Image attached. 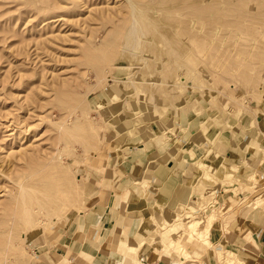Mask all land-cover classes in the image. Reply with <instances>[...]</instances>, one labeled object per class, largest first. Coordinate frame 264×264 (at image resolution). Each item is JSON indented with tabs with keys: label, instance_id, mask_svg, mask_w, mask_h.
<instances>
[{
	"label": "rangeland",
	"instance_id": "374dc122",
	"mask_svg": "<svg viewBox=\"0 0 264 264\" xmlns=\"http://www.w3.org/2000/svg\"><path fill=\"white\" fill-rule=\"evenodd\" d=\"M130 3L153 6L147 9L150 14L140 10L160 26L145 28L149 34L140 38L145 48L135 54L121 44L132 20ZM171 49L180 51L183 64L169 58L165 51ZM261 126L264 0H0V264H32L33 249L55 239L70 216L88 208L96 183L124 160L133 149L128 145L149 137L163 150L170 147L179 167L185 163L198 174L189 192L195 202L151 212L160 220L174 210L176 229L165 232L169 225L157 221L155 227L153 218L144 219L155 227L148 243L162 242L161 250L175 253L179 264H255L251 257L211 242L209 233L214 222H221L226 232L232 219L246 217L254 208L264 219V169L242 174L222 158L202 159L195 148L225 144L237 151L249 141L259 146L251 137ZM186 150L193 152L190 159ZM218 162L221 169L212 171ZM21 182L28 190H41L37 202L44 200L40 203L46 211L56 213L49 217L41 212V217L32 206L37 217L19 219L15 210ZM137 182L144 187V181ZM234 184L238 188H227ZM203 191L213 194L206 197ZM240 191L238 200L227 201L231 192ZM193 220H198L196 233L207 239L204 247L187 242L181 250L176 240L168 242ZM129 239L136 248L143 242L141 235ZM245 240V248L255 250L251 235Z\"/></svg>",
	"mask_w": 264,
	"mask_h": 264
},
{
	"label": "crops",
	"instance_id": "0c3cea01",
	"mask_svg": "<svg viewBox=\"0 0 264 264\" xmlns=\"http://www.w3.org/2000/svg\"><path fill=\"white\" fill-rule=\"evenodd\" d=\"M255 131L251 138L257 139L259 146L253 147L249 141L243 147L238 146L240 148L237 151H232L225 144L217 149L207 148L205 145L195 149L202 154L204 160L213 162L222 158L229 165L236 164L234 166H238L242 174L261 171L264 169V154L261 151V146L264 147V126H261V130L255 128ZM249 145L251 148L248 149ZM128 146L133 149L129 150L124 160L111 169L105 179L96 181L97 186L91 193L93 198L91 202H87L88 208L70 216L59 228L55 239L33 249L35 260L32 264H179L175 263V253L159 252L162 242L154 244L155 246L148 243L147 239L154 231L156 222H163L164 219V216L160 220L154 219L151 212L159 213L158 206H174L178 210L182 206L180 202H195L194 196L189 195V192L198 172H193L185 163L179 167L178 158L173 155L171 148L167 149L170 152L163 150L162 145L151 137L139 139ZM191 152L185 151L187 159L193 153ZM180 160H183L182 155ZM222 164L216 163L211 170H219ZM220 174L221 178L225 177L224 171ZM251 176L253 175H248V179ZM139 180L145 182L144 187L137 182ZM103 182L101 188L99 184ZM227 188L232 190L231 188H238V185ZM204 191L202 195L206 197L213 194L212 191ZM243 192H231L227 201L238 200L236 198ZM202 195L199 194V199ZM254 210L255 208L246 217L240 214L232 219L226 226V232L221 222H214L209 238L213 240L211 242L225 246V249L251 257L255 264H264V219L260 212ZM150 217L154 219L153 228L144 220ZM137 235H141L143 242L136 248L127 241L130 240L129 237ZM248 235L256 243L253 251L245 248V237ZM136 242L139 240L136 239Z\"/></svg>",
	"mask_w": 264,
	"mask_h": 264
},
{
	"label": "bare ground",
	"instance_id": "6f19581e",
	"mask_svg": "<svg viewBox=\"0 0 264 264\" xmlns=\"http://www.w3.org/2000/svg\"><path fill=\"white\" fill-rule=\"evenodd\" d=\"M132 0H130V2H131ZM210 1V0H209ZM206 2V1H205ZM146 3V2H145ZM204 2H202L201 4H203ZM131 4V10H132V15H131V13H130V15L132 16V18L130 17V19H132L131 20V24H130V22H128L129 23V25H130V27H129V29L126 31V36L124 35H122L121 37V40L123 39V41L124 42H121V44H122V46H125L123 49H124V51H125V48L126 49H128L129 50V53L130 52H132V54H135V52L136 53H139V50L142 52V50L145 48L144 47V44L143 43H141L143 40H141L140 41V38L144 35V33H145V28L148 30L149 28L150 29H152V27H151V25L153 26V27H156L155 26V23L154 22H152L154 19H152V21L150 20L151 19V16L152 15H150V16H148L147 17V15H149L150 13H149V11L148 10H153V6L150 8V6L149 7H147V8H141V7H143V6H140L139 8H138V6H137V8H136V5L135 4H133V3H130ZM166 4V3H165ZM150 5V4H149ZM153 5V4H152ZM160 6H162V5H160ZM159 6V7H160ZM144 7H146V6H144ZM207 9H208V7H206ZM140 9H142V11H143V9H145V11L147 10L148 11V13L149 14H147L145 11L144 12H141V10ZM199 9V8H198ZM157 10H159L158 8H157ZM161 10V9H160ZM164 10V9H163ZM188 11V10H187ZM191 11V10H190ZM225 11V10H224ZM155 13H156V10L154 11ZM163 12V11H162ZM203 12H205V11H203ZM154 13V14H155ZM189 13V12H188ZM193 13H195V12H193ZM216 13V12H215ZM218 13H219V11H218ZM145 14H146V16H145ZM204 14H206V13H204ZM221 14V13H220ZM155 15H157V14H155ZM154 15V16H155ZM187 15V14H186ZM219 15V14H218ZM161 16V15H160ZM189 16H191V15H189ZM193 16V15H192ZM170 17V16H169ZM217 17V16H216ZM152 18H153V16H152ZM156 18V17H155ZM159 18V17H158ZM180 18V17H179ZM197 18V17H196ZM205 19H207V17L205 16L204 17ZM221 18V17H220ZM188 19V18H187ZM191 19V18H190ZM194 20V19H193ZM197 20H199V19H197ZM196 20V21H197ZM203 20V19H202ZM130 21V20H129ZM150 21L152 22V23H150ZM166 21V20H165ZM176 21V20H175ZM192 21V20H191ZM190 21V22H191ZM196 21H192V22H196ZM206 21V20H205ZM156 22V21H155ZM163 22V21H162ZM167 22V21H166ZM198 22V21H197ZM201 22V21H200ZM150 23V24H149ZM179 23V22H178ZM203 23V21L201 22V24ZM147 24H149L148 25V28H147ZM168 24H170V23H168ZM194 23H192V25H193ZM200 24V23H199ZM198 24V25H199ZM204 24V23H203ZM158 25H160V23H158ZM167 25V24H166ZM182 25V24H181ZM180 25V26H181ZM208 25V24H207ZM177 26V25H176ZM179 26V25H178ZM196 26V25H195ZM194 26V27H195ZM158 27H160V26H157L156 28H158ZM161 27H162V29H163V26L161 25ZM175 27V26H174ZM188 27H190V26H188ZM199 27H202V26H199ZM198 27V28H199ZM155 28V29H156ZM168 28V27H167ZM196 28H197V26H196ZM195 28V29H196ZM149 29V30H150ZM154 29V28H153ZM158 29H160V28H158ZM157 29V31H160V30H158ZM172 29V28H171ZM200 29H202V28H200ZM164 30V29H163ZM203 30V29H202ZM156 31V33H155V35L157 34L158 36H160L161 37V35H159L158 34V32ZM162 31V30H161ZM166 31V30H165ZM167 31H168V29H167ZM171 31V30H170ZM192 31V30H191ZM190 31V32H191ZM196 32H198L197 30H195ZM200 31V30H199ZM204 31V30H203ZM148 32V31H147ZM146 32V33H147ZM152 32V31H151ZM153 32H155V30H153ZM187 32V31H186ZM145 33V34H146ZM161 34H162V32H160ZM185 33V32H184ZM183 33V34H184ZM193 33V32H192ZM147 34H149V33H147ZM177 33L175 32V35H176ZM181 34V33H180ZM189 33H187V34H185V35H188ZM191 34V33H190ZM198 34V33H197ZM200 34V33H199ZM151 35V34H150ZM164 35V34H163ZM170 35V34H169ZM184 35V36H185ZM194 35V34H193ZM196 35V34H195ZM145 36H147V35H145ZM171 37H172V35H170ZM170 36H168L167 38L169 39V37ZM176 36H178V34L176 35ZM180 36V35H179ZM179 36L177 37L178 39H180V40H182L183 38H179ZM215 36V35H214ZM213 36V37H214ZM159 37V38H160ZM164 37H166L165 35H164ZM191 37V36H190ZM155 38H156V36H155ZM175 38V37H174ZM185 38H186V36H185ZM188 38H189V35H188ZM192 38V37H191ZM194 38V37H193ZM205 38V37H204ZM125 39V40H124ZM142 39V38H141ZM162 39V38H161ZM161 39H159V40H161ZM168 39H166V40H164V38H163V40L167 43V42H169L168 41ZM176 39V38H175ZM177 39V41H180V40H178ZM120 40V39H119ZM156 40V39H155ZM163 40L161 41V42H163ZM192 40V39H191ZM200 40V39H199ZM152 41L153 42H155L153 39H152ZM157 42H158V40H156ZM176 41V42H177ZM224 41V40H223ZM146 42V44H148L149 42H147V41H145ZM153 42H152V44H153ZM165 42H163V44H164V46H165ZM176 42L174 41L173 42V44H176ZM180 42H184V40L183 41H180ZM180 42H177V44H178V46H183L182 44L183 43H180ZM188 42V41H187ZM202 42V41H201ZM185 44H186V42H184ZM151 44V43H150ZM155 44H156V42H155ZM168 44H170V43H168ZM179 44H181V45H179ZM194 44V43H193ZM189 45V44H188ZM190 45H192V44H190ZM121 46V47H122ZM141 46H143V49L141 48ZM168 46V45H167ZM176 46V45H175ZM115 47V46H114ZM156 47V46H155ZM169 47V46H168ZM168 47H164V48H167L168 49ZM181 47H179V49L181 48ZM184 47V46H183ZM187 46L185 45V48H186ZM212 47V46H211ZM158 48V47H157ZM184 48V49H185ZM192 48V47H191ZM122 49V48H121ZM146 49H148V46H147V48ZM167 49H165V50H167ZM183 48H182V50H181V52L184 50ZM187 49H188V51L190 50L188 47H187ZM162 50V49H161ZM186 50V49H185ZM184 50V51H185ZM123 51V50H122ZM192 51V50H191ZM165 52H167V54L169 53V58H171V60H172V58H174V60H172L173 62H174V64H178L179 62H177V61H180L181 60V58H182V56H181V58H180V54H179V52L180 51H178V50H173V49H171L170 51H165ZM146 53V52H145ZM149 54H150V52H148ZM131 54V53H130ZM130 54H129V56H130ZM159 54V53H158ZM140 55V54H139ZM143 53H141V58L143 59ZM185 55H187V54H185ZM146 56V55H145ZM144 56V57H145ZM188 56V55H187ZM187 56H184V58H189V57H187ZM91 57H92V55H91ZM152 57V56H151ZM158 57V56H157ZM105 58V57H104ZM146 58V57H145ZM168 58V60H167V55H166V60L169 62V59ZM152 59V58H151ZM141 60V59H140ZM184 60V59H183ZM195 60V59H194ZM112 61V60H111ZM114 61V60H113ZM171 61V62H172ZM104 61H102V63H103ZM107 62V61H106ZM147 62H150V61H147ZM171 62H169V64H172ZM175 62H177V63H175ZM181 63L183 62L184 63V61H180ZM112 63V62H111ZM145 63H146V61H145ZM160 63V62H159ZM166 63V62H165ZM182 63V64H183ZM201 63V62H200ZM98 64V63H97ZM173 64V65H174ZM185 64H187V63H185ZM101 65V64H100ZM103 65V64H102ZM173 65H171L172 66V69L175 67H173ZM145 66V65H144ZM178 66V65H177ZM176 68V67H175ZM174 68V69H175ZM143 69V68H142ZM160 69V68H159ZM186 69H190L189 67H187ZM166 70V69H165ZM188 70H186V71H188ZM144 72V71H143ZM142 73V72H141ZM154 75V74H153ZM160 79V78H159ZM147 84V83H146ZM152 85H154L153 83H151ZM161 84V83H160ZM144 85V84H143ZM154 86H157V83L154 85ZM154 86H152V87H154ZM151 87V86H150ZM151 87V88H152ZM32 173H34V169L32 170ZM26 183V182H25ZM19 185V184H18ZM28 187H26L25 185H23L22 184V182H21V184H20V187H18V189H19V191H18V202H17V210H15L16 211V213L18 214V212H19V215H17L18 216V218L19 219H23V222L25 221V222H30L34 217H35V215L37 214H39L38 216H41L40 214H41V212H42V214L43 215H46L47 216V211H46V209L47 208H45L47 205H45L44 207H43V202H44V200H40V202H42V203H40V202H37V201H39V197L37 196V194H38V192L39 191H41V190H39L38 191V189H37V191L38 192H36V189H34L33 187H30V189L28 190L27 189ZM40 194V193H39ZM42 194H43V192H42ZM41 194V195H42ZM44 195V194H43ZM40 196V195H39ZM17 198H16V200H17ZM43 198V197H42ZM46 198V197H45ZM41 199V198H40ZM47 199V198H46ZM15 200V201H16ZM48 201V200H47ZM50 201H55V200H53L52 198L50 199ZM45 202H46V200H45ZM35 203H37V204H35ZM46 203H48V202H46ZM52 203V202H51ZM55 203V202H54ZM15 204V203H14ZM49 204H50V202H49ZM56 204H57V202H56ZM184 205L183 206H185V207H188L189 205H188V202H184L183 203ZM36 205H38V210L36 209ZM60 205V204H59ZM16 206V205H15ZM32 206H35V212H36V214L35 215H32V211H31V208H32ZM57 207V206H56ZM19 208V209H18ZM61 208V207H60ZM57 209V208H56ZM56 209H54V211L56 210ZM19 210V211H18ZM33 210V209H32ZM47 210H49V209H47ZM59 210V209H58ZM18 211V212H17ZM61 211V209L59 210V212ZM51 210L49 211V217H50V215L52 214L53 215V213H56V212H51ZM58 212V213H59ZM60 214V213H59ZM37 215H36V217H37ZM56 216V215H55ZM175 216H177V215H175V212L173 213V214H170V213H168L167 215H166V217H165V219H164V221L163 222H161L160 224L162 225V226H166V225H169V229H166V227H165V232H167L168 230H174V229H176V225L178 224H175V221H177L176 219H174V217ZM181 216V215H180ZM42 217V216H41ZM45 217V216H44ZM46 219H47V217H46ZM174 220V221H173ZM198 220H193V221H191V222H189L186 226V229L185 230H182L181 232H180V234H179V236L177 237V238H175V239H168V242H173V241H177L178 242V244H177V248H179V249H181V250H184L185 248H183V244L184 243H187V242H189V243H191L192 244V247H197L198 245V247H200L201 245H203V247L206 245V238H204L202 235H199V233H196V229L194 228L195 227V225H197L198 223ZM167 230V231H166ZM206 230H207V228H206ZM164 232V233H165ZM163 233V234H164ZM178 235V234H177ZM190 244V245H191ZM155 246V245H154ZM189 247V246H188ZM155 248V247H154ZM190 248V247H189ZM201 248V247H200ZM158 251V250H157ZM165 252V250L163 249V250H159V252ZM186 251V250H185ZM155 252V251H154ZM157 253V252H156ZM160 255V254H159Z\"/></svg>",
	"mask_w": 264,
	"mask_h": 264
}]
</instances>
